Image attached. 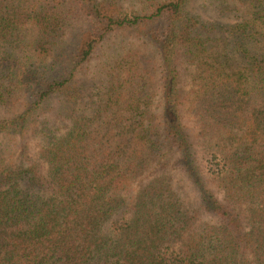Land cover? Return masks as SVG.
<instances>
[{
  "label": "trees",
  "instance_id": "16d2710c",
  "mask_svg": "<svg viewBox=\"0 0 264 264\" xmlns=\"http://www.w3.org/2000/svg\"><path fill=\"white\" fill-rule=\"evenodd\" d=\"M191 1L0 0V264H264V0Z\"/></svg>",
  "mask_w": 264,
  "mask_h": 264
},
{
  "label": "rangeland",
  "instance_id": "374dc122",
  "mask_svg": "<svg viewBox=\"0 0 264 264\" xmlns=\"http://www.w3.org/2000/svg\"><path fill=\"white\" fill-rule=\"evenodd\" d=\"M133 3H129V6H132ZM217 2H213V0H192L190 2V5L193 6L195 9L201 10L203 12L204 16L211 17V18H224L226 20H229L230 18H227L226 16H222L221 12L219 11V7L217 6ZM232 21V20H231ZM89 27L86 26L84 29L80 30L78 33H70L67 38L66 42L69 44V49L77 42L80 38H83V33L88 29ZM84 30V31H83ZM82 32V34H80ZM133 32H130L128 30H119L116 31L108 36V38L105 40L104 46L100 49L99 54L100 56L104 53L106 55H111L116 51V49L119 47L120 42L124 41V43L127 40L132 39ZM65 42V43H66ZM152 45H147V51L150 53L152 52ZM154 48V47H153ZM101 58L96 57L94 60L90 62V66L88 67L86 75L90 76L93 72V70L97 67L99 64ZM192 70V67L190 68ZM189 75L182 76V86L184 87L185 92L189 90L190 87V78ZM159 102L158 99L156 98ZM186 119L188 120L189 114L186 112L185 114ZM59 123V126L61 127V130H65L66 127L69 124L68 120H63L62 122L60 120L57 121V124ZM33 135L30 136L28 139L29 142V148L34 153L35 149H37V146H35V139H34V131ZM22 151H18L20 153ZM35 154V153H34ZM180 158L175 154L173 158L168 162L167 168L165 169V172L168 173L172 179L174 184L179 188V191L181 192V195L185 199V201L188 204H191L195 206L197 204V201L199 200L198 194L194 188V185L189 181V179L185 176V174L181 170V164H180ZM156 174V169H152L149 172H147L144 176L139 178L132 187V193L135 194L136 190L143 185L145 182H147L152 176ZM215 217L208 213L201 211L198 215L195 228L198 230L200 227H202L205 222L208 221H214Z\"/></svg>",
  "mask_w": 264,
  "mask_h": 264
}]
</instances>
